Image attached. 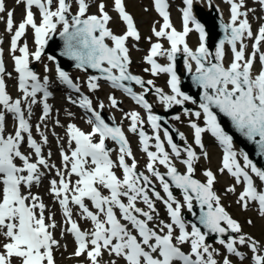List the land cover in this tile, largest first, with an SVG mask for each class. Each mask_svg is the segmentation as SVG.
<instances>
[{
	"label": "snow or ice",
	"instance_id": "1",
	"mask_svg": "<svg viewBox=\"0 0 264 264\" xmlns=\"http://www.w3.org/2000/svg\"><path fill=\"white\" fill-rule=\"evenodd\" d=\"M227 2L230 4V22L222 25L225 36L213 54L206 45L208 33L205 26L193 14L194 0H183L182 31L171 23L168 0H154L155 10L163 18V23L159 30L153 27L152 32L157 38H166L170 49H164L158 42L152 44L144 58L151 68L144 71H151L153 75L168 74L167 85L171 94L155 88L166 108L183 106L186 102L197 105L198 110L183 109L189 116L194 144L203 150V135L210 133L215 138L223 149L219 171L227 170L236 184L243 185L237 203L247 209L250 203L255 202L259 214L264 216V189H258L254 182L255 177L264 183V168L258 167L247 151L241 149L238 152L234 148V136L226 130L221 119L226 118L235 133L254 146L256 155L264 158V53L259 47L264 42V26L254 34L246 18L247 13L241 11L244 0ZM259 2L264 5V0ZM17 3L25 5L24 17L11 38L14 71L21 94L18 98L14 99L7 91L4 76L11 77V73L6 72L0 50V264H54L53 248L59 242L50 229L56 228L57 224L53 215L45 216L46 205L38 194L31 191L45 175L41 168L48 172L56 170L59 179H51L49 191L63 211L64 223L69 225L63 231L74 236V256H86L89 264H101L104 253L110 257L105 264H117V260H122L123 264H219L214 254L220 253L207 243L206 238L209 234L223 237L228 233L239 234L217 240L228 254L243 260L244 254L238 250V245H243L253 253L251 259L254 264H264V254H260L264 252V246L242 234L241 225L222 206L220 196L213 189L215 174L205 170L206 182L194 178V165L200 157L195 148L187 144L184 134L179 133L186 145L181 147L174 142L168 129H164L163 136L171 153L165 149L160 136L162 118L153 114L152 104L146 99L150 89L145 85H153V81H145L129 70L131 59L126 43L129 38L139 41L141 37L132 15L125 9L124 0H113L119 21L126 26L122 34L109 27L113 18L104 2L97 4L98 14H88L89 0H74V14L73 0H17ZM33 8L38 10L39 21ZM5 11L4 0H0V13ZM6 24L7 31L12 32V11L7 12ZM190 25L199 34V45L195 50L186 42V37L193 31ZM58 26L61 29L58 34L64 41L62 54L76 61L77 68L95 69L100 74L89 76V91L99 89V81L103 79L110 82L112 88L122 89L147 111V122L154 130L153 136L143 130L144 121L138 112L127 113L126 117L131 121L128 131L138 134L142 151L147 155L146 169L150 175L137 171V161L121 127L110 126L101 112L93 108V101L81 93L80 86L59 65L56 67L57 78L61 84L80 94L78 99L69 97V100L90 114L87 123L91 129L85 132L75 124L67 125L69 150L60 149L62 168L49 164L44 156L41 143L33 137V126L26 118L25 108L30 116L32 106L42 104L39 120H47L52 111L48 103L52 93L48 89L49 77L45 75L41 82V77L30 67V60H41L44 47L57 33ZM28 27L34 32V52L29 51L26 42L22 46L19 43ZM246 37L254 39L253 50L248 55L244 44ZM225 43L231 45L232 53L227 64ZM181 51L193 84L201 90L199 102L181 91L175 65L176 54ZM16 52L20 54L15 55ZM158 56H166L169 63L159 64L155 59ZM257 57L258 69L255 67ZM48 58L55 59L52 56ZM190 61L195 64L194 71ZM47 71L49 69L45 65ZM126 81L134 82L143 91L137 93L125 84ZM38 93L42 94L39 100ZM109 100L112 107H117L115 97L109 96ZM99 108H104L103 102ZM6 114H11L15 123L14 131L7 134ZM173 119L180 120L181 117L176 115ZM56 123L59 125V120ZM35 127L39 131L41 125L38 123ZM40 135L46 145L48 137L42 132ZM108 139L118 145L116 160L112 159V150L106 145ZM152 140L155 141L152 145L154 151L149 150ZM25 144L30 150L28 153L22 151ZM203 155L207 158L208 154L203 151ZM48 157H51V152ZM238 157L243 158V165ZM126 158H131L132 162L129 164ZM174 158L185 166L184 173L178 171ZM157 163L166 172L161 173ZM117 168L122 170V176L117 175ZM152 178L159 181L164 196L156 191ZM173 186L181 191L183 203L174 195ZM226 191L234 193L236 189L229 187ZM86 200L95 211L90 210ZM156 201L163 202L170 222L159 219ZM194 201L200 207L198 223L207 231H202L197 223H191L189 231L182 216L184 207L196 215L193 212ZM138 203L144 204L147 210L138 207ZM70 205H76L81 217L91 222L90 229H81L72 218ZM46 220L50 222L46 223ZM185 245L188 251L184 250ZM222 264H232L229 256L223 257Z\"/></svg>",
	"mask_w": 264,
	"mask_h": 264
},
{
	"label": "rangeland",
	"instance_id": "2",
	"mask_svg": "<svg viewBox=\"0 0 264 264\" xmlns=\"http://www.w3.org/2000/svg\"><path fill=\"white\" fill-rule=\"evenodd\" d=\"M91 2L93 0H90ZM97 1H103L106 4V10L108 11V13L110 12L111 15H114V13L112 12V6L111 4L113 3V0H94V2L96 3ZM216 2V1H215ZM180 3V0H177V2H175V4L173 5V14L172 16H174L175 12H176V6ZM217 3V2H216ZM124 4H125V8L132 12L134 17H135V23H137V25L140 26L141 30H142V36L140 38L139 41H134L133 42V46L131 45V49L133 50V55L131 58V64L129 66L130 72L133 75H138L140 76L143 80L148 81V80H152L153 81V85H149L151 88H153V91L149 93V96H155L157 97L156 93H155V88H160L163 90L164 93L167 94V89L165 87L164 84V78H162L159 74L157 75H153L151 72L149 71H144V69H146L147 67L142 63L141 61V57H140V53L143 52L144 49H140V46L143 43H146V46L148 44V42L154 41V38H152V29L153 27H157V21H161V17L159 16V14L156 12V10H154V6L152 7L153 4H151L150 0H124ZM218 4V8H222L221 5L219 3ZM8 11H12L13 12V17L18 16L19 18L22 15V7L21 5L16 4V2L14 0H7V10L4 13L3 17L4 19L7 18V12ZM73 14L74 12V5H73ZM94 12H96V14H98V9L97 6H95L94 3H91L90 5V10L88 14H94ZM7 24L6 22L4 23V25H2L1 27V31L5 32V28H6ZM59 30L60 31V26ZM109 27H111L113 29L114 32H116L117 34L121 33L123 28L122 26L119 24V22L117 21H113L110 22ZM154 35V34H153ZM55 36H59L58 33ZM4 37V35H3ZM5 38V37H4ZM132 38H129V41ZM166 39V38H164ZM63 39H58L56 41V43L59 44L62 42ZM4 44H6V38L3 41ZM128 44H130L128 42ZM17 53V52H16ZM15 53V54H16ZM3 55L5 56V62L7 64H5V68L7 70L10 69V67L12 68V62L10 58V50L9 47L7 46L6 48H4V53ZM53 60H50L48 58V56H46L45 54L43 55V57L41 58V61L38 63L39 67L38 69L42 71V73H50L53 72ZM45 65H47L49 71L45 72ZM69 70L83 83L84 86L87 87V73H96L97 71H89L86 72L84 71V69L81 68H77L76 67V62L72 61V65L69 66ZM6 81H7V88H8V92L11 91L12 93H18L17 89H16V85H15V81L13 80L12 77L6 76ZM189 85L191 86V82L188 81ZM147 85V84H146ZM145 85V86H146ZM135 88L137 90H139V88H141L139 85H135ZM88 89V87H87ZM89 90V89H88ZM91 95L94 97L95 103L97 106H99V104L101 102H103L104 104V108L103 111H105L107 113V115L114 119V117H116L115 115H118L119 118L121 117V114L125 111L124 109V105L125 103H120L116 109L112 110V109H108L106 103H108L109 101V96H113L116 97L115 94H113L112 92L108 91L106 89V86L104 85H100L99 89H97L96 91H90ZM169 94V93H168ZM173 107V106H172ZM175 107L178 109L177 111L171 113V111L167 116V122L171 121V127L174 129V131L177 133V135L179 136V133H183L184 136L186 137V142L187 143H191L192 144V140H193V134H192V130L189 128V116L182 114L180 117V120H175L173 119V114L177 113L178 111H183L184 108H178V105H175ZM166 109V108H165ZM165 109L162 111L163 113L165 112ZM189 109V108H188ZM184 112V111H183ZM65 115H70V112L67 113H62ZM169 119V121H168ZM191 119H195V117H192ZM49 128V126H47L45 129ZM59 134L64 135L65 130H63L62 128L60 130H58ZM209 133H205L204 136H208ZM180 139V136H179ZM181 140V139H180ZM183 144L185 141H181ZM219 156H220V152L219 150L215 147V146H210L209 147V152L207 155V158L203 157L201 158V160H199L196 163V168H195V176L199 177L200 179H202L203 181L206 182V177H204L203 173L205 170H211L212 172L216 173V181L213 185V189L216 192V194L218 196H220L221 198V204L222 206L225 208V210L229 213V215L235 219L240 225H241V229H242V234L246 235V236H253L255 240H260L261 243H264V223L262 221V219L258 218L256 216V214L253 212L251 207H247V209H245L244 207H242L241 204L237 203L238 200V190L235 187V185L228 181L226 177H224L221 172L219 171ZM136 159L138 160V164H137V168L142 170L144 173H147V169L145 168V161L143 159V154L141 152L137 153L135 155ZM159 166V170L164 171L163 166L157 164L156 167ZM177 169L179 171H184V168L180 165H178ZM147 175H150L149 173H147ZM154 184H155V189L156 191H159L161 193V195L163 196V190L162 187L159 184V181L155 180V178H152ZM47 184V182H46ZM229 187H235L236 191L233 192H227L226 190ZM48 193V190H45ZM240 191V190H239ZM177 197L179 198V200H181L183 202V196L181 194L180 190H177ZM151 195V194H150ZM54 202V201H53ZM56 203V202H54ZM57 205V204H56ZM156 208L157 211L159 212V214L161 215V217L159 219H163L162 217H165V212L164 209L162 208V201H156ZM59 212V211H58ZM189 214H191L189 212ZM57 220H56V224H60L61 223V216L60 213H57ZM248 221H251V223H248ZM63 232V231H62ZM62 232H58V234L55 237H59V236H67L66 234H62ZM239 234L235 233L234 236H238ZM68 237V241H62L60 242V240L58 239L57 241L59 242L58 246H57V256L58 258L57 260L61 261L59 262V264H72L74 261H78L79 259H77L73 252H72V242L69 236ZM212 245H215L213 247V249H216L219 251V253L221 254L222 251V245H220L219 243H217L216 240H212L211 243ZM244 248H247L246 246H243ZM215 258L217 259V261L219 262V264H222V258L220 257L221 255H215ZM106 260H102L101 264H105ZM58 263V262H57ZM120 262L117 261V264H119ZM233 264H248L245 262H238V261H233Z\"/></svg>",
	"mask_w": 264,
	"mask_h": 264
},
{
	"label": "water",
	"instance_id": "3",
	"mask_svg": "<svg viewBox=\"0 0 264 264\" xmlns=\"http://www.w3.org/2000/svg\"><path fill=\"white\" fill-rule=\"evenodd\" d=\"M199 15H200V19L203 22H205L207 30L209 32L208 48H210L214 44L219 43V41L221 39H223L224 36H225L224 34L221 37L219 36V39L216 40V41H214L212 39L213 38V34H215V27L221 28L222 27V23L217 18L215 13H208V14L200 13ZM58 39H62V38L60 36H58V37L55 36V35L52 36L51 39H49V41L47 43V46L45 47V52L48 53L49 55L55 57L57 62L61 65V67L67 69V68H69L70 65H72V61H74V60H72L69 57H67V56L62 54L63 51H64V41L62 40V42L58 46V43H56V41ZM176 69L179 71V63H178V61L176 63ZM85 70H87V71H97V70L91 69V68H86ZM189 79H191V75H189V73L186 72L184 74V81L181 83V90L183 92L187 93L188 95L192 96L195 100H198L201 90L198 89L196 86H192V84L190 86L189 83H188ZM125 84L133 87L134 82H127L126 81ZM166 117H167V114H165V113L161 114V118H162L161 122H162L163 125H165L167 128L170 129L173 137L176 139L177 138L176 134H175L174 130L171 129V127L167 123ZM221 119L225 122L226 130H228L230 132V134H232L234 136V139L237 142L240 143L242 149L247 151L248 154L252 157V159L254 161L258 162L264 168V158H261L258 155H256L254 146L251 143H249L248 141H246L244 138L240 137L238 133H235L234 129H232L231 126H230V122L226 121V118L221 117ZM193 212H195L196 215L195 216H193L192 214L187 215L188 219L191 220L193 223H197L198 226H200L203 231H207L206 229L203 228L202 225H199V223H198V217H199V214H200V207H199V205L197 203L193 204ZM208 238H209V240H211L212 238L220 239L222 237H220L218 234H209Z\"/></svg>",
	"mask_w": 264,
	"mask_h": 264
},
{
	"label": "bare ground",
	"instance_id": "4",
	"mask_svg": "<svg viewBox=\"0 0 264 264\" xmlns=\"http://www.w3.org/2000/svg\"><path fill=\"white\" fill-rule=\"evenodd\" d=\"M194 5L197 6L199 9L214 10L217 13L218 17L223 22H226L227 23V17L225 16V13L221 9H218V7H217V5H216V3H215L214 0H194ZM209 13H213V12L210 11ZM58 30H59V27H58ZM57 32H59V31H57ZM215 37H216V31H215ZM2 47L3 46L1 45V42H0V48H2ZM178 53H180V54L183 55V52L182 51L181 52H178ZM181 61L182 62L180 64V68H181V70L183 72H185V70H186V68H185V57ZM164 63L166 65L169 62H164ZM191 63H193V62H191ZM194 69H195V66L193 65V71H194ZM10 73H11V76H13L15 74V71L13 69H11ZM191 84H192V86H195L192 83V79H191ZM146 87H148L150 89V91L147 93V97L149 99V102L152 104V107L154 108V110L158 111L159 113L162 112V110H164L166 108V106L159 100L158 96L157 97H155V96H152V97L149 96V93L153 91V88H151L149 85H146ZM139 90L141 92L143 91V89H141V88H139ZM197 102H199V99L197 100ZM186 104H188V103H186ZM188 105L192 106L191 108H193V105H195V104H192L191 103V104H188ZM56 107L58 108V110L60 112H65V109H68V106L66 104L57 103L56 104ZM174 107H175V105L172 108H174ZM182 114H184L183 111H178L177 113H174L173 116H176V115L181 116ZM168 121H169V119H168ZM170 125H171V121H170ZM180 141H182V140H180ZM234 147L237 149V151H240L241 150V146L240 145H237L236 144V146H235V143H234ZM31 191L34 194H38L41 197L43 203L47 206V209H48L47 215L48 216L49 215H53V218H55L56 217V213L53 212V209L56 208V206H55L54 203H52V201L50 200L48 194H46L45 191L42 190L41 184L39 186L32 187Z\"/></svg>",
	"mask_w": 264,
	"mask_h": 264
}]
</instances>
